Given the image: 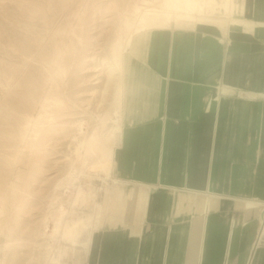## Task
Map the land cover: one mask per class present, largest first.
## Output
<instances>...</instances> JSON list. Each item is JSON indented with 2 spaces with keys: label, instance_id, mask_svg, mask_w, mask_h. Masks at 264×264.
<instances>
[{
  "label": "crops",
  "instance_id": "1",
  "mask_svg": "<svg viewBox=\"0 0 264 264\" xmlns=\"http://www.w3.org/2000/svg\"><path fill=\"white\" fill-rule=\"evenodd\" d=\"M220 2L232 22L190 16L131 34L115 183L84 264H264L260 210L235 203L264 201V0Z\"/></svg>",
  "mask_w": 264,
  "mask_h": 264
},
{
  "label": "rangeland",
  "instance_id": "2",
  "mask_svg": "<svg viewBox=\"0 0 264 264\" xmlns=\"http://www.w3.org/2000/svg\"><path fill=\"white\" fill-rule=\"evenodd\" d=\"M220 3L0 0V264H84L90 234L105 213L98 203L115 183L116 137L105 146L108 155L104 147L95 155L82 151L84 159H77L79 123L87 135L97 130L110 136L119 126L114 123L119 120L118 99H113L118 76L110 84L107 103L101 107L100 102L111 74L122 67L133 32L170 27L191 17L199 23L202 17L232 22L216 13ZM209 14L217 17L203 16ZM58 52L63 74L55 78V94L63 105L52 108L53 119L38 133L27 130L20 144L24 117H39L49 90L48 63ZM106 110L115 112L113 121L105 117Z\"/></svg>",
  "mask_w": 264,
  "mask_h": 264
},
{
  "label": "bare ground",
  "instance_id": "3",
  "mask_svg": "<svg viewBox=\"0 0 264 264\" xmlns=\"http://www.w3.org/2000/svg\"><path fill=\"white\" fill-rule=\"evenodd\" d=\"M113 54L115 56L114 61H115V64L117 66V64H119L118 61L120 59L118 46L117 47L116 46L114 47ZM48 64L51 66V68L49 70V76H48L49 90H47L46 96L43 99L41 98L42 101L40 102L41 109L39 111L40 113L38 114L39 117L38 118H35L34 115L31 114L32 116L29 115L30 116L29 119H26V116H25L24 117L26 119V120L24 119L25 124L22 126V124H23L22 123L21 124L22 127L21 126H18V127H21L19 129L20 130L19 132L22 131L21 132V136H19V138H20V142L19 143L20 144H21V142L23 144V142L25 141L24 139H26L28 137V135H27V137L25 138V134H26L27 130H29L30 128H33L34 133L35 132L38 133L39 128L40 129L43 128V126L47 122H50L53 119V115H55V111H53L52 108L54 106H59L60 107V106L63 105L62 99L58 98V96H56V94H55V91H57V89H58V84L55 83V78L58 77L59 75L63 74V72H62V70H63L62 69L63 68V63L61 61V52H58L57 57L51 58V60L49 61ZM116 70H118V74L117 75H115L114 73L111 74V78L108 80V83H107V85H106V87H105V89L103 91L102 100L100 102L101 107L104 104L107 103L106 98H107L108 93H109L110 84L112 83V81H114V79H115L116 76H118V80L115 81L116 82V85H115V91L113 93V99L114 100L119 99L120 90H121V80H122V67L119 65V67L116 68ZM109 107L111 109V106L110 105H109ZM36 110H37V108H36ZM114 113H115L114 111L111 112L110 110H106V113H104V114L106 115L105 117L107 119H110L111 120V118H113V114ZM27 117H28V115H27ZM105 117L103 119H105ZM119 120H114L115 125H117L119 123ZM106 121L104 120V122H106ZM111 121H113V120H111ZM83 125H84L83 122H80L79 125H78V131H79V134H80L81 137H80V139H79V141L77 143V147H76V150H75L76 155L78 156L77 159L78 158H83L82 151H85V152L90 151V153L93 152L94 155L97 154V152H100V150L103 151V148L108 143H110V141L112 140L111 138L112 137H116L117 136V133L120 131V126L117 125V127H113L112 128L111 133H110V136H106L105 134H101V133L99 134V132L97 130H94V132L91 135H87V134H85V130L83 128ZM29 131H31V130H29ZM19 132L17 131V133H19ZM18 147H19V145H18ZM104 149L106 150V147ZM106 152H107V150L104 151V153L108 155L109 152L108 153H106ZM18 155H19V153H18ZM201 199H202V201L204 203L206 202L207 205H209L210 202L213 203L212 204L213 206H216V205L219 206L220 205L219 204V201L220 200L218 198L214 197V196H211V195L202 196ZM235 201H236L235 203H237V204L239 203V204L245 205V207L247 206L249 208L260 207V209H261V207L264 204V201H261V200H259L257 198L247 199L244 202L242 200L241 201L240 200H235ZM199 202H201V201L199 200ZM196 203H197V200H196ZM205 205L203 206L202 209H200V211H204ZM207 205H206V207H207ZM260 209H258V211ZM54 235H56V234L55 233L52 234L51 237H54ZM263 238H264V234H263L262 240H263ZM262 240H261V242H262ZM5 264H13V263L5 262Z\"/></svg>",
  "mask_w": 264,
  "mask_h": 264
},
{
  "label": "built area",
  "instance_id": "4",
  "mask_svg": "<svg viewBox=\"0 0 264 264\" xmlns=\"http://www.w3.org/2000/svg\"><path fill=\"white\" fill-rule=\"evenodd\" d=\"M264 234V204L260 209L259 215V237L255 243V247L261 246V240Z\"/></svg>",
  "mask_w": 264,
  "mask_h": 264
}]
</instances>
